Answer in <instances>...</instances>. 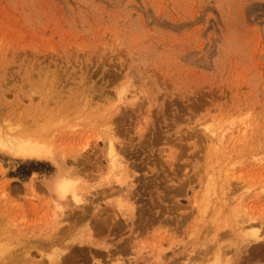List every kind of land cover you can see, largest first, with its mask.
<instances>
[{
    "label": "rangeland",
    "instance_id": "obj_1",
    "mask_svg": "<svg viewBox=\"0 0 264 264\" xmlns=\"http://www.w3.org/2000/svg\"><path fill=\"white\" fill-rule=\"evenodd\" d=\"M5 134L0 264H264V0H0Z\"/></svg>",
    "mask_w": 264,
    "mask_h": 264
},
{
    "label": "bare ground",
    "instance_id": "obj_2",
    "mask_svg": "<svg viewBox=\"0 0 264 264\" xmlns=\"http://www.w3.org/2000/svg\"><path fill=\"white\" fill-rule=\"evenodd\" d=\"M8 134H10V133H8ZM12 135H14V136L7 135L8 136L7 137L5 134L6 137L3 139H0V151L3 152L4 154L12 155L14 157L15 156L16 157H22V158H26V159L54 161L55 156H54L53 150L51 149L50 145H48L46 142H43V143H45V144H43L37 138H36L37 139L36 140V139H30V137L26 138L23 136H17L15 134H12ZM0 137H1V135H0ZM109 148H110V153H112L111 160H110L111 163H113V164L118 163L119 165H122L123 163L120 160V158H118L119 153L117 154L118 151L116 152V148H115L113 142H110ZM122 160H124V159H122ZM126 166H128V164L124 165L125 168H126ZM63 167H64V165H63ZM122 169H123V167H122ZM71 172H72V170H71ZM123 172L127 173V170L123 171ZM73 174L74 173H72V175ZM70 175H71V173H70ZM68 177H70V176H68ZM68 177L67 178L58 177L55 182L51 183V185L53 186L54 190L57 192V194L59 196H61L63 198L70 197L75 202L76 207L81 208L84 205L88 204L87 193L85 194V192H83V191H80V190L78 191V189H76L77 186L75 184H73L72 181H70V179ZM119 177H121V176H119ZM39 180H41V179L39 178ZM119 181H121L122 183L126 182V180H124L122 178ZM127 190H128V188H127ZM120 191H122V190H120ZM124 192L126 193V191H124ZM124 195H126V194H124ZM127 198H131V197H127ZM131 200H132V198H131ZM126 201H127V199H126ZM127 204H128V202H127ZM130 204H131V206L134 205L133 202ZM91 226L92 225H89L88 223L86 225V227H87L86 229H87V231H89L88 234H90V231L92 232Z\"/></svg>",
    "mask_w": 264,
    "mask_h": 264
}]
</instances>
